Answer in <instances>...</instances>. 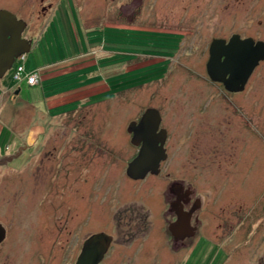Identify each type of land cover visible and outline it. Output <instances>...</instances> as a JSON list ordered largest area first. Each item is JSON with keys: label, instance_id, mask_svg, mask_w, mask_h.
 I'll return each instance as SVG.
<instances>
[{"label": "rangeland", "instance_id": "rangeland-1", "mask_svg": "<svg viewBox=\"0 0 264 264\" xmlns=\"http://www.w3.org/2000/svg\"><path fill=\"white\" fill-rule=\"evenodd\" d=\"M49 1L56 6L57 21L53 19V23L48 27V19L53 10L42 15V7ZM48 2L0 0V11L6 10L18 19L24 18L30 29H33L34 33H28L35 46L31 61L39 64L55 63L63 69L66 64L75 61V57L78 58L85 51H89L90 45L94 51L101 49L107 52L111 64L119 60L122 65L120 69L112 66L111 73L106 74V79L114 84L109 94L93 101H78L75 109L70 106L71 111L50 119L44 136L37 143L41 150L22 151L14 160V165H21L31 156L37 158L50 155L57 157V161L62 163L61 182L57 191L59 195L62 193L63 197H53L57 202L52 208L53 213L48 216L62 232V246H50L51 251L60 253V259L51 260L46 254V264L71 263L69 242L73 176L77 173L82 184L87 163L110 165L113 174L125 172L126 162L134 150L131 149L126 154L123 149L120 150V146L125 144L124 147H128L124 130L128 128L130 121L135 119L138 110L156 103V99H175L177 103L179 100L183 102V95L188 96L187 94H205L208 103L212 98H215L216 102L217 98H221L226 105L225 109H221L222 112H215L218 118L213 130L208 127L204 131L206 144L198 141L200 145L205 146L208 156L205 166L198 168L202 173L211 171L222 176L193 182L199 185L198 190L204 195L202 201L205 210L202 215L207 227L205 232L209 234L208 238L214 241L216 236L219 243L221 239L219 246L222 255L213 264H264V60L255 68L244 90L235 92L239 94L232 96L235 106L222 95L218 97L228 90L214 85L217 81H211L207 72L210 47L214 40L229 39L232 35L239 34L264 42V0ZM123 6L128 10L123 11ZM124 24L131 30L142 32L133 31L124 35L120 30ZM42 25L45 28H42ZM159 33L183 36H180L177 46L175 43L170 46L172 37L168 39L166 35L164 37ZM173 39L176 42V39ZM97 53V57L103 54ZM163 58L166 60L161 61ZM156 62L157 65H152ZM16 63L17 61L14 65ZM144 66L148 67L142 69ZM59 78L56 80L58 88H69L70 85L78 84L74 76L65 75ZM36 80L38 82L37 75ZM70 80L74 83L66 85ZM2 81L0 79V88ZM61 83L64 85H59ZM48 84L50 86V81ZM166 99L161 102L169 103L170 100ZM3 102L2 97L0 112L4 108ZM7 107L11 109L6 117L9 118L7 125H4L0 134L1 156L10 153L14 155L19 152L17 148L27 144V141L24 144L21 141L26 140V126L28 121H31V118L24 116L25 113L22 116L23 112L18 107H13V101H10ZM42 107L44 111V102ZM4 118L1 112L0 121L6 120ZM226 130L233 137L234 146H225L222 142L221 136ZM120 132L123 134V143L113 144L118 139L117 136L120 137ZM197 132L199 136L200 130ZM9 145L10 150L7 151L6 147ZM250 146L252 148H249ZM22 167H17L13 172L16 188H12L9 181L12 171L0 166V223L8 224L13 220L29 222V226L36 229L30 230L31 235L26 230V236H31V242L34 243L37 242V223L41 216L40 200L38 197L27 200L23 192L19 191L22 189ZM58 178L59 176H55L52 180ZM117 179L124 190V179L121 175ZM128 188L136 193L132 184L129 183ZM153 192L156 193V188ZM25 207L30 211H26ZM204 229L203 227V231ZM209 248L210 243L202 239L190 264H202L204 254ZM30 257L34 258L32 254ZM208 264H212V261Z\"/></svg>", "mask_w": 264, "mask_h": 264}, {"label": "flooded vegetation", "instance_id": "flooded-vegetation-1", "mask_svg": "<svg viewBox=\"0 0 264 264\" xmlns=\"http://www.w3.org/2000/svg\"><path fill=\"white\" fill-rule=\"evenodd\" d=\"M40 1L41 3L48 2V0ZM125 6H123L124 9L122 8L123 11L128 10ZM52 10L51 17L55 16L57 9L49 1L42 7V15ZM21 19L26 23L22 37L30 40L28 33L31 35L34 31L30 29L24 18ZM42 26L45 28L44 25ZM129 29L127 24L120 28L124 35L131 34L133 31L142 32ZM164 35L166 34L161 36ZM234 35L229 39H221L229 42ZM166 36L168 39L172 37V42H169L170 46L173 43L177 46L183 34L173 33ZM165 60L163 58L161 61ZM152 65H157V62ZM213 84L226 90L222 82ZM238 94L227 91L219 94L218 97L223 96L235 106L232 96ZM187 95H183V102L178 99L179 103L175 99L165 98L170 101L164 104L161 101L165 99H156V103L138 110L135 119L130 121V123L139 124L146 111L153 109L152 123L157 126L152 135L155 139L154 144L162 147L165 154L159 161L156 171H148L141 177H131L128 174L129 163L142 153L146 145L143 135L140 134L135 138L128 126L124 130L127 134L124 138L128 147L125 148V144L121 145L123 143L121 132L120 137L117 136L118 139L113 142V144H120V150L123 149L126 154L131 149L134 150L126 162L125 172L113 174L110 165L99 166L95 163H87L88 167L84 172L85 178L82 184L78 180L77 173L73 176L70 264H78L84 252L87 253L89 260H97L96 264H190L202 239L210 243L209 251L204 254L202 264H208L210 261L213 264L220 258L222 255V249L219 246L221 239L219 243L218 236H216L214 241L208 238L209 234L205 232L207 227H205L206 222L202 215L205 210L202 201L204 195L199 191L200 189L198 190L199 185L197 184V187L193 182L206 181L207 177L220 178L222 176L211 171L206 174L202 173L198 167L205 166L208 160L204 146L206 144L204 131L208 127L213 130L218 118L215 112H222L221 109H225L226 105L221 98H217V102L215 98H212L208 103L205 94ZM245 118L248 119V116ZM197 130H200L199 136ZM228 132V130L223 131L221 140L225 146L229 144L234 146L233 137ZM198 141L204 145H200ZM17 149L19 152L14 155L11 153L1 156L0 166L12 171V178L9 180L12 188H16L13 172L18 169L17 167L23 166L21 169L22 189L19 191L23 192L27 200L31 197L39 198L41 216L37 223L39 225L38 235L35 238L37 242L34 243L31 242V236H26V230L31 235L30 230L36 229L29 226V222L13 220L8 224L0 223L1 234H3L0 238V264H46V254L52 258L51 260L60 259V253L51 251L50 246L53 245L54 248H57V244L62 246L60 240L62 232L48 216L53 213L52 208L57 202L53 197H63L62 193L59 195L57 191L61 182L62 163L58 162L57 157L47 155L37 158L31 156L27 162L14 165V160L22 154V151L31 149V152H38L41 150L37 144L28 143ZM46 153L51 154L49 151ZM104 167L107 168L104 169ZM119 175L124 179L126 185L124 190L118 184ZM55 176L59 178L54 181L52 179ZM129 183L134 186L137 194L128 188ZM155 188L156 193L153 192ZM25 210L30 211L27 207ZM48 250L49 253H47ZM31 254L34 258L30 257Z\"/></svg>", "mask_w": 264, "mask_h": 264}, {"label": "crops", "instance_id": "crops-1", "mask_svg": "<svg viewBox=\"0 0 264 264\" xmlns=\"http://www.w3.org/2000/svg\"><path fill=\"white\" fill-rule=\"evenodd\" d=\"M55 17L56 16L49 17L48 27L50 26L49 24L53 23V19L56 20ZM45 22H47V20H45ZM47 30H45V32ZM29 39L32 41L30 51L24 56V59L20 58L16 60L17 63L13 65L12 70L8 71L7 74L1 78L3 81L0 88V99L3 97L4 101V108L1 112H3L4 119L6 120L0 121V134L4 125H7V119H9L6 117L9 116V109L11 108H8L7 105L10 101H13V107H18L19 110L23 112L21 113L20 111L22 116L25 113L24 116L29 117V119L31 118V121H28L29 124L26 126L28 130L26 140L21 142L24 144V142L27 141L28 144L34 145L39 142V139L42 136H44V132L48 128L47 122L50 119L61 115L62 113L64 114L71 111L72 108L70 106H73L74 108L76 104L77 107L79 104L78 101H93L96 98L99 99L102 96H105L107 93L109 94V90L112 89L111 87L114 84H111L106 79V76L111 73L112 66L115 69H120L122 63L119 60H115V62L111 64V62L108 61L110 57H108L109 54L107 52L101 49L94 51L92 46L88 45L89 51H85L82 55H79L78 58L75 57L76 60L66 64L63 69L57 67L58 64L55 63L39 64L31 61L32 51L35 46H33V38L29 37ZM97 52L103 53L102 56L97 57V55L99 56V53ZM99 59H101V61H99ZM18 64H23L26 72L35 73L38 82L34 85H30L25 79L20 82L15 81L13 79V73ZM73 72L76 73L70 75V73ZM65 75L71 77L74 76L77 81L75 82L78 84L71 86L70 84L74 82L70 80L66 83V85H70L69 88H63L65 86L58 88L56 80H59V77ZM118 76L120 77L121 75L119 74ZM49 81L50 86H48ZM59 85L64 84L61 83ZM47 86L48 89H46ZM46 91H48L47 94L45 93ZM42 102L45 103L44 111ZM13 124L14 123H12L11 126L12 128L14 126ZM25 130L26 129H23V131ZM6 150H10V145L6 147ZM1 155L2 153H0V156Z\"/></svg>", "mask_w": 264, "mask_h": 264}, {"label": "water", "instance_id": "water-1", "mask_svg": "<svg viewBox=\"0 0 264 264\" xmlns=\"http://www.w3.org/2000/svg\"><path fill=\"white\" fill-rule=\"evenodd\" d=\"M25 22L6 10L0 11V79L10 71L15 61L26 55L32 46L30 40L22 38ZM264 60V42L253 38L242 39L235 34L229 42L216 39L210 47L207 72L212 81L222 82L230 92L244 90L246 83L260 61ZM153 109H148L139 124L131 122L129 131L134 137L143 135L146 145L142 153L129 163L128 174L141 177L148 171H156L159 161L165 156L162 147L155 145L152 136L157 126L152 123ZM154 144V145H153ZM13 157V156H11ZM9 159L10 157H5ZM0 227V238L1 234ZM89 260L86 252L78 264H96Z\"/></svg>", "mask_w": 264, "mask_h": 264}, {"label": "built area", "instance_id": "built-area-1", "mask_svg": "<svg viewBox=\"0 0 264 264\" xmlns=\"http://www.w3.org/2000/svg\"><path fill=\"white\" fill-rule=\"evenodd\" d=\"M24 56H22L21 58L24 59ZM16 68L17 69H15V71L13 73V77L16 81L26 79L27 82L30 83L31 85L36 84L37 80H36V75L34 73L26 72L24 65H17Z\"/></svg>", "mask_w": 264, "mask_h": 264}, {"label": "trees", "instance_id": "trees-1", "mask_svg": "<svg viewBox=\"0 0 264 264\" xmlns=\"http://www.w3.org/2000/svg\"><path fill=\"white\" fill-rule=\"evenodd\" d=\"M18 65H23V64H18Z\"/></svg>", "mask_w": 264, "mask_h": 264}]
</instances>
